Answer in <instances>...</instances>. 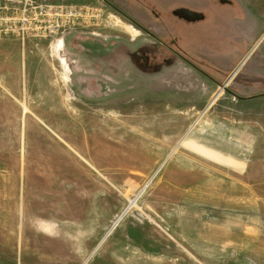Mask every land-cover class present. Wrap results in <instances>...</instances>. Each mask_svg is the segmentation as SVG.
<instances>
[{
    "label": "rangeland",
    "instance_id": "1",
    "mask_svg": "<svg viewBox=\"0 0 264 264\" xmlns=\"http://www.w3.org/2000/svg\"><path fill=\"white\" fill-rule=\"evenodd\" d=\"M61 2L85 23L0 39V264H264V0H148L172 50Z\"/></svg>",
    "mask_w": 264,
    "mask_h": 264
},
{
    "label": "built area",
    "instance_id": "2",
    "mask_svg": "<svg viewBox=\"0 0 264 264\" xmlns=\"http://www.w3.org/2000/svg\"><path fill=\"white\" fill-rule=\"evenodd\" d=\"M84 8L47 0H20L15 3L0 0V39L10 36L20 39L55 38L65 26L85 23L87 11ZM226 85L219 87L214 99L220 96Z\"/></svg>",
    "mask_w": 264,
    "mask_h": 264
},
{
    "label": "flooded vegetation",
    "instance_id": "3",
    "mask_svg": "<svg viewBox=\"0 0 264 264\" xmlns=\"http://www.w3.org/2000/svg\"><path fill=\"white\" fill-rule=\"evenodd\" d=\"M102 1L105 4H107L109 7H111L114 11H116L119 15H121L122 17H125L129 22H131V25H133L136 30L138 29L140 31V34H143L145 36H149L153 40L158 41L159 43H156L157 46H158V44H164V47L166 49L172 50V47L169 44L163 43L162 37L156 32V30L153 27L149 26L151 23H153V25H157L159 27L163 24H162V21L160 19H158L157 17H155V19H152V21H151V19L146 15L145 9H147L150 6L151 7L153 6L150 4H149L150 6H148V4H147L148 0H145L143 3L139 0H123V3L121 5L118 3L119 0H102ZM181 2H183V3L177 4L175 7H173L171 9V13L173 15H175L174 11L178 8H188V9L202 13L201 10L195 8L196 5L192 4L190 2V0H181ZM135 9L138 10V12ZM149 9H151V8H149ZM143 16L148 17V19L150 21L145 22L142 18ZM150 16H151V13H150ZM175 16H177V15H175ZM177 17H179V16H177ZM181 19H183V18H181ZM135 29L132 28V30H135ZM118 38H119V36H118ZM123 43H124L123 46H127V43H125V42H123ZM139 47H145L148 49H153V48H155V45L143 43V44L139 45L137 48L139 49ZM131 55L133 57V60H141V59L142 60H145V59L149 60L146 57V55L142 54V53L133 52Z\"/></svg>",
    "mask_w": 264,
    "mask_h": 264
},
{
    "label": "crops",
    "instance_id": "4",
    "mask_svg": "<svg viewBox=\"0 0 264 264\" xmlns=\"http://www.w3.org/2000/svg\"><path fill=\"white\" fill-rule=\"evenodd\" d=\"M11 1H13L14 3L15 2H20V0H11ZM61 1H63V0H58V2H61ZM147 4H148V2H147ZM148 6H150L149 4H148ZM147 6V7H148ZM151 7V6H150ZM150 7H148L147 9H145V11H146V15L151 19V21H152V19H155V17L154 16H150V10H149V8ZM147 17V18H148ZM151 24H153V23H151ZM162 24L164 25V26H166L167 27V31H168V24H166L165 22H162ZM150 26V25H149ZM157 32V31H156ZM158 33V32H157ZM159 34V33H158ZM161 37H162V39H163V37H165L166 35H167V32H166V34H159ZM12 37V36H11ZM13 38H15V39H18V40H20V41H22V43H23V45H25V40L27 39V38H29V37H27V38H25V39H20V38H17V37H13ZM156 41L155 40H153V41H149L148 43H150L151 45H154V44H156L155 43ZM161 45V44H160ZM163 46H164V44H162ZM166 49V48H165ZM168 50V49H167ZM142 60V59H141ZM144 61H148L147 59H145ZM134 62H135V60H133L132 61V64H134ZM180 64H182L183 66H185L186 68H188L186 65H188V66H191V67H193V68H196V67H194L192 64H190V63H185V64H183V62H177V61H173V62H171L169 65H166L165 67H164V69H162V70H160V71H157V72H155V73H148V72H146V71H143V70H141V69H137V71H139V73H141V74H143V75H148V76H152L153 74H154V76L155 77H159L160 75H162L163 73H165V72H167V71H169V70H171V69H173V68H177L178 67V65H180ZM136 69V68H135ZM189 69V68H188ZM197 69V68H196ZM190 70V69H189ZM191 71V70H190ZM192 72V71H191ZM194 74V73H193ZM231 75H232V73H231ZM197 77H199V76H197ZM230 77V76H229ZM201 79H203L204 80V78H202V77H200ZM228 77H226V79H227ZM159 79V78H158ZM225 79V80H226ZM224 80V81H225ZM205 81V80H204ZM206 83L208 82V81H205ZM219 84V83H218ZM230 94H233V93H230ZM236 95V94H235ZM237 96V95H236ZM238 97V96H237ZM240 97H242V96H239V99L240 100H243L242 98H240ZM213 99H214V97H213ZM251 100V99H250ZM246 101H247V99H246ZM249 101H247V103H248Z\"/></svg>",
    "mask_w": 264,
    "mask_h": 264
},
{
    "label": "water",
    "instance_id": "5",
    "mask_svg": "<svg viewBox=\"0 0 264 264\" xmlns=\"http://www.w3.org/2000/svg\"><path fill=\"white\" fill-rule=\"evenodd\" d=\"M174 14L187 21H195L204 18V15L202 13L188 8H178L174 11Z\"/></svg>",
    "mask_w": 264,
    "mask_h": 264
},
{
    "label": "trees",
    "instance_id": "6",
    "mask_svg": "<svg viewBox=\"0 0 264 264\" xmlns=\"http://www.w3.org/2000/svg\"><path fill=\"white\" fill-rule=\"evenodd\" d=\"M260 95H261V94H260ZM260 95H259V96H260ZM262 95H264V94H262ZM257 96H258V95L253 96L252 99H253V98H256ZM240 98H242V97H240ZM244 99H245V97H244ZM246 99H248V98H246Z\"/></svg>",
    "mask_w": 264,
    "mask_h": 264
}]
</instances>
